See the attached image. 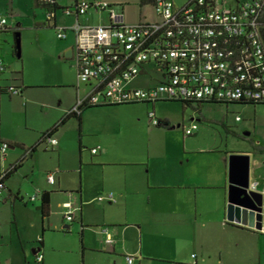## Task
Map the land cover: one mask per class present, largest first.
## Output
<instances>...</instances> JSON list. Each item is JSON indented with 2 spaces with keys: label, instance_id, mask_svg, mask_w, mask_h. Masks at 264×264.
<instances>
[{
  "label": "crops",
  "instance_id": "obj_1",
  "mask_svg": "<svg viewBox=\"0 0 264 264\" xmlns=\"http://www.w3.org/2000/svg\"><path fill=\"white\" fill-rule=\"evenodd\" d=\"M75 1L78 0L66 4L55 0V3L63 7ZM172 1L178 6L187 0ZM239 1L216 0V3L221 8H233ZM32 5L39 8L45 17L44 8L35 6L34 0ZM54 9V19L49 22L37 19L33 21V26L54 29L52 23H71V16L62 14L60 8ZM93 12L88 11L79 19L93 24L104 23L100 19L95 22ZM14 26L19 30L18 23ZM58 40L61 42L57 43L52 56L64 64L72 60V36L68 34ZM2 60L0 54L4 71L6 66ZM3 71L0 73V86L7 85L2 83L8 80ZM142 76H147V81L136 86L144 87L155 82L144 72L137 77ZM29 86V83L19 86L20 93L24 94ZM75 90L74 99L79 96L77 85ZM155 103L143 104L151 106L153 110ZM72 106V101H69L63 111H69ZM91 107L94 106L80 110L79 121L71 116L60 124L64 125L67 119L74 118L76 121L77 169L74 171L73 167H68L69 158L60 155L66 142L57 141L60 145L54 152L60 160L51 184L55 186H46L49 184L46 180L43 185H36L38 192H49V213L46 219L39 216L40 232L37 238H40L41 245L36 251L34 248L31 250L33 259L34 254L46 247L56 254H42L39 264H128L125 255H132L130 264H264V234L247 224L225 219L227 155L231 152L247 153L250 164V156L255 152L248 141L242 139L243 144L238 145L237 149H227L226 143H202L197 128L186 135L183 123L177 129L171 127L172 123L167 117L155 114L157 119L166 120L168 125L153 126L149 123L151 126H145V134L139 130L128 132L126 126L113 128L109 122L94 121L88 124L83 117ZM58 126L53 136L58 132ZM87 136L91 137V140H87L90 147L83 152L81 147ZM92 148L96 151L91 152ZM6 151L3 156L0 155V172L10 168L12 171L4 179L0 201L22 200L23 196L17 187L11 185L10 179L23 167L25 156L29 160L33 158L36 148L30 155L22 154L21 160L22 156L7 161ZM249 179L261 185L264 170L250 164ZM107 192L113 193L114 202L97 200L98 196ZM35 195H32L33 198ZM33 198L30 196V199ZM53 208L60 215L56 222L51 216ZM67 210L72 216L70 220L64 217ZM73 225L74 234L77 235L76 256L68 260V256L55 250L59 251L63 246L62 239L67 241L73 237L67 231ZM46 233H54L59 241L46 239ZM106 237L111 239L110 243L105 241ZM4 264H10L9 259H5Z\"/></svg>",
  "mask_w": 264,
  "mask_h": 264
},
{
  "label": "built area",
  "instance_id": "obj_2",
  "mask_svg": "<svg viewBox=\"0 0 264 264\" xmlns=\"http://www.w3.org/2000/svg\"><path fill=\"white\" fill-rule=\"evenodd\" d=\"M263 3L264 0H240L233 8H221L216 0H187L178 6L172 0H153L156 19L133 24L119 22L114 8L122 6L106 1L81 0L63 6L60 11L72 17L71 23L52 26L58 39L71 34L77 86L81 83L86 89L69 111L171 100L225 105L264 102V45L258 21ZM88 11H106L107 22H82L79 16ZM54 17V8L45 12L46 22ZM4 25L5 18L0 17V28ZM142 72L155 82L144 87L132 85ZM8 90L18 92L12 87ZM147 119L153 126L159 123L153 110L147 112ZM235 120L240 118L236 115ZM196 128V123L191 122L184 134ZM56 143L53 135L44 139V145L50 148ZM7 146L0 142V155ZM2 174L0 196L4 189ZM45 180L53 183L51 172L45 174ZM250 188L264 192V182H251ZM97 200L114 202L115 197L107 192ZM64 217L72 219L70 210L64 212ZM255 230L264 234V207L260 227ZM105 241L110 243L111 239L106 237ZM40 259L41 254H37L36 260ZM125 260L132 263V255H125Z\"/></svg>",
  "mask_w": 264,
  "mask_h": 264
},
{
  "label": "rangeland",
  "instance_id": "obj_3",
  "mask_svg": "<svg viewBox=\"0 0 264 264\" xmlns=\"http://www.w3.org/2000/svg\"><path fill=\"white\" fill-rule=\"evenodd\" d=\"M69 1L71 0H57L62 4ZM101 1L122 6L121 9L114 8L117 20L122 23L133 24L156 19L151 4L139 6L138 0ZM0 17L5 18L9 27L19 24L20 50L19 56L16 57L13 53L15 38L11 29L7 32L0 31V54L6 66L3 72L8 79L2 83L30 85L24 94L14 91L10 94L0 93V138L11 145L7 146L5 153L7 161H11L19 159L24 148L33 144L40 132L58 122L67 112V110L63 111V108L69 101L74 104L77 80L72 60L61 64L52 56L57 43L61 42L56 38L54 29L33 26L34 20L43 22L45 17L39 8L33 7L32 0H0ZM93 18L95 22L100 19L105 23L107 12H93ZM147 78V76L135 77L131 84L142 85ZM78 90L81 97L86 92L81 83L78 84ZM192 106L197 105L193 103ZM150 110H152L151 106H145L143 103L94 106L84 113L83 118L88 124L94 121L109 122L113 128L126 126L128 132L134 133L139 130L141 134H145V126H151L147 119V112ZM153 111L158 117H167L177 129H180L181 123L187 127L191 122H195L197 135L202 143L208 141L215 144L226 143L227 149H237L238 145L243 144L242 139L231 132L240 135L248 132L250 137L264 145V104L202 103L196 110L172 100L156 102ZM236 115L240 120H235ZM73 119H67L64 125H59L54 138L59 143L66 142L60 155L69 158L70 162L67 166L73 167L75 171L77 124ZM89 139L91 140L89 136L86 140L83 139L85 141L81 147L83 152H87L90 147L87 141ZM59 145L56 143L53 148H49L47 144L45 147L44 144H39L33 158L29 160L25 156L23 167L11 176V185L17 187L23 197L22 200L16 198L0 201V264H4L5 259H9L10 264H23V261H26L25 264H37L31 253L38 244L37 236L40 232V215L35 208L39 196V188L36 185H43L47 172H51L53 177H56V164L60 159L55 156L54 149L59 148ZM263 160L264 154L254 153L250 156L251 166L254 165L261 170H264ZM60 164L62 165V159ZM46 186L55 185L46 184ZM34 193H36L35 197L30 199ZM51 216L54 222L60 217L55 208ZM74 227L73 225L67 230L73 234V237L68 238L67 241L62 239L63 246L59 251L55 250L68 256V260L76 256L77 235L74 234ZM45 236L46 239L59 241L54 233H46ZM46 252L56 254L48 251L46 247L43 251H39L41 255H45Z\"/></svg>",
  "mask_w": 264,
  "mask_h": 264
},
{
  "label": "water",
  "instance_id": "obj_4",
  "mask_svg": "<svg viewBox=\"0 0 264 264\" xmlns=\"http://www.w3.org/2000/svg\"><path fill=\"white\" fill-rule=\"evenodd\" d=\"M15 36V56L18 57L20 53L18 32L15 33ZM162 125L167 126L168 122L165 121ZM243 135H248V132L243 133ZM262 163L264 165V160ZM249 177V154L229 153L227 155L228 184L225 200V219L258 229L260 227L261 211L264 207V192L251 189Z\"/></svg>",
  "mask_w": 264,
  "mask_h": 264
},
{
  "label": "trees",
  "instance_id": "obj_5",
  "mask_svg": "<svg viewBox=\"0 0 264 264\" xmlns=\"http://www.w3.org/2000/svg\"><path fill=\"white\" fill-rule=\"evenodd\" d=\"M152 3H153V0H138V5L139 6L144 5V4H151L152 5ZM34 5L38 6L40 8H44L45 12L48 11L50 8H62V7H58L55 2H41L39 0H34ZM258 21H259V24H260L259 25V33H260V37L262 39V43L264 45V3L262 5V7H261ZM9 29H11L13 31L14 38H15L16 37L15 33L18 32V27L17 26L9 27L7 25H4L3 28H0V31L7 32ZM13 53H14V55L16 54V50H15L14 44H13ZM2 71L3 70L1 68L0 69V73ZM9 87L17 88L18 89L17 93L18 94L20 93V87L17 86V85H2V86H0V93L5 92V93L9 94V90H8ZM177 102L181 103L182 106L186 105V106H189V107H191L193 109H196V110H197L198 106L201 105L202 103H207V102H196L197 106L193 107L192 104H190V103H186V102H183V101H177ZM124 104H130V103H124ZM145 104H147V103H145ZM250 104H264V102H254V103H250ZM117 105H120V104H117ZM79 115H80V112L79 113H74V112L67 111L66 114H64V116H62L56 124L52 125L48 129L42 131L40 133L38 139L32 145H30V146H28V147H26L24 149L23 156L24 155H30L39 144H41V143L44 144L45 137L52 135V133L56 129V127L58 125H60L66 118L73 116L74 118L77 119V121H79ZM165 121L166 120H159L158 119L159 123H158L157 126H163L162 123L165 122ZM231 133L233 135H235V136L240 137L243 140L248 141V143H249V145L251 147V150L253 152L258 153V154H264V145H262L261 143L255 141L252 137L246 136V135L235 134L233 132H231ZM5 143H7V142H5ZM23 156L20 158V160L23 158ZM10 171H12L11 168L3 172V174H2V180L3 181H4V179L6 177L9 176ZM37 209L39 211L41 219H46L47 216H48V213H49V192L48 191L43 190V191L39 192V203L37 205ZM38 243H39L38 247L34 248V250L35 249L36 250L39 249V247L41 245L40 238L38 239ZM37 254H39V253L34 254V260H35V262L37 264H39L41 259L39 261L36 260V255Z\"/></svg>",
  "mask_w": 264,
  "mask_h": 264
},
{
  "label": "flooded vegetation",
  "instance_id": "obj_6",
  "mask_svg": "<svg viewBox=\"0 0 264 264\" xmlns=\"http://www.w3.org/2000/svg\"><path fill=\"white\" fill-rule=\"evenodd\" d=\"M233 133H235V132H233ZM235 134H237V133H235ZM243 135V134H242ZM246 136H249V135H246Z\"/></svg>",
  "mask_w": 264,
  "mask_h": 264
}]
</instances>
